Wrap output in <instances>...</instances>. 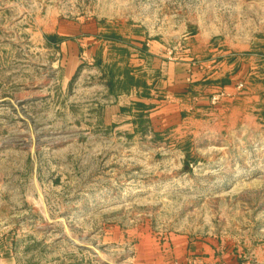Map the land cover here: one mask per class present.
<instances>
[{"label": "rangeland", "instance_id": "374dc122", "mask_svg": "<svg viewBox=\"0 0 264 264\" xmlns=\"http://www.w3.org/2000/svg\"><path fill=\"white\" fill-rule=\"evenodd\" d=\"M0 264H264V0H0Z\"/></svg>", "mask_w": 264, "mask_h": 264}]
</instances>
